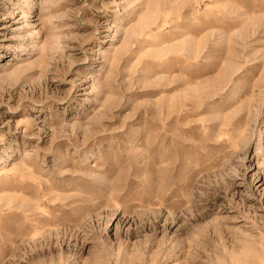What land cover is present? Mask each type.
<instances>
[{"label": "rangeland", "instance_id": "obj_1", "mask_svg": "<svg viewBox=\"0 0 264 264\" xmlns=\"http://www.w3.org/2000/svg\"><path fill=\"white\" fill-rule=\"evenodd\" d=\"M0 264H264V0H0Z\"/></svg>", "mask_w": 264, "mask_h": 264}]
</instances>
